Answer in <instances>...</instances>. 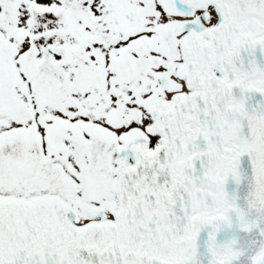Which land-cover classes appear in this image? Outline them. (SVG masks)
<instances>
[{
  "label": "snow or ice",
  "instance_id": "1",
  "mask_svg": "<svg viewBox=\"0 0 264 264\" xmlns=\"http://www.w3.org/2000/svg\"><path fill=\"white\" fill-rule=\"evenodd\" d=\"M0 264H264V0H0Z\"/></svg>",
  "mask_w": 264,
  "mask_h": 264
}]
</instances>
